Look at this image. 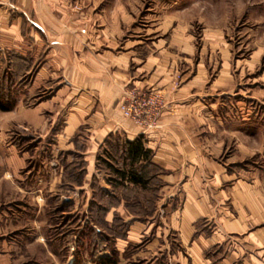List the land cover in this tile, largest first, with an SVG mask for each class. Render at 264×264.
Masks as SVG:
<instances>
[{"label":"crops","instance_id":"obj_1","mask_svg":"<svg viewBox=\"0 0 264 264\" xmlns=\"http://www.w3.org/2000/svg\"><path fill=\"white\" fill-rule=\"evenodd\" d=\"M101 4L0 0V93L13 100L11 110L0 111L2 130L18 118L56 138L51 153L82 161L80 182L66 172L68 159L54 164L57 188L50 190L56 189L57 196L76 190L85 196H120L100 217L104 223L114 215L122 220L124 231L114 239L117 251L152 233L170 263L264 264V161L251 165L253 155L264 158L263 130H251L254 118L244 106L240 114L230 107L218 112L217 103L203 101L205 74L199 65L181 67L191 51L185 49L188 43H179L178 34L166 32L170 23L135 30L136 35L129 30L133 17L124 2L114 1L109 15L97 11ZM177 73L182 80L171 89ZM26 77L23 86L11 85ZM217 83L210 91L218 89ZM133 86L166 94L159 127L145 134L119 110L124 90ZM13 109L15 116L7 114ZM56 119L63 121L60 133L52 131ZM114 135L120 143L112 159L106 144ZM137 136L146 156L131 162L123 143ZM1 147L2 175L11 179L29 156L13 144ZM108 164L135 170L146 184L120 177ZM18 190L29 192L26 185ZM123 196H129L128 203ZM130 196L158 197L154 207L141 211L142 202ZM90 211L88 206L86 217L97 224Z\"/></svg>","mask_w":264,"mask_h":264},{"label":"rangeland","instance_id":"obj_2","mask_svg":"<svg viewBox=\"0 0 264 264\" xmlns=\"http://www.w3.org/2000/svg\"><path fill=\"white\" fill-rule=\"evenodd\" d=\"M100 1L101 8L97 11L109 15L116 0ZM120 1L133 17L129 25L133 34L137 35L135 30L144 32L147 27L158 28L166 20L170 23L166 32L178 34L181 45L188 43L185 49L191 51L190 60L180 65L183 69L197 65L202 68L205 103H217L218 112L228 111L230 107L238 114L244 106L254 118L251 130L264 132V0ZM24 80L29 78H22L20 82L11 80V85L16 82L15 87L23 86ZM181 80L182 74L177 73L171 89L179 86ZM215 82H218L215 84L218 89L210 91ZM134 88L140 89L126 88L122 100ZM157 90L163 96L165 108L168 105L166 94ZM209 92L210 97L206 96ZM7 114L15 116L14 109ZM46 123L47 128L49 122ZM62 125L63 121L56 119L52 131L55 129L60 133ZM110 137L106 146L114 159L120 138ZM55 139L50 132L43 136L18 118L9 130H2L0 125V149L1 145L13 144L29 156L24 167L15 169L11 179H5L2 175L4 152H0V264H175L169 262L162 241L152 240V233L125 247L122 252L116 250L115 235L125 228L122 220L114 215L111 221L104 223L100 217L105 206L118 204L117 197L120 196H85L77 190L57 196L56 189L50 190L56 186L53 179L57 173L53 166L58 159H68L71 165L66 172L74 173L77 182H80L83 170L82 161L74 155L51 153L49 146L56 143ZM263 161V157L253 155L251 165H263ZM152 169L158 172V168ZM22 185H26L27 194L19 193L18 186ZM93 187L98 194V185L93 184ZM67 190L71 191L70 188ZM40 193L43 196H36ZM130 197L142 202L138 210L145 211V208L154 207L158 196ZM125 198L126 202L130 200L129 196H123V200ZM148 199L151 207L146 203ZM88 206L91 208L90 217L97 224L90 223L86 217ZM91 232L94 233L92 237ZM104 257L114 262H102Z\"/></svg>","mask_w":264,"mask_h":264},{"label":"built area","instance_id":"obj_3","mask_svg":"<svg viewBox=\"0 0 264 264\" xmlns=\"http://www.w3.org/2000/svg\"><path fill=\"white\" fill-rule=\"evenodd\" d=\"M164 106L161 92L154 88H134L119 103L122 116L128 118L141 134L159 127L158 119Z\"/></svg>","mask_w":264,"mask_h":264},{"label":"trees","instance_id":"obj_4","mask_svg":"<svg viewBox=\"0 0 264 264\" xmlns=\"http://www.w3.org/2000/svg\"><path fill=\"white\" fill-rule=\"evenodd\" d=\"M13 106V103L9 99H4V96L0 93V109L1 110H9ZM119 145V144H118ZM125 146V152L127 157L130 158V161L133 162L139 159L142 156H146V150H144L141 136H137L133 140H125L123 143ZM107 153V152H106ZM109 154V153H107ZM110 169L115 173H118L120 177H127V179L133 183H139L140 185H145L146 180L142 178L140 174H138L135 170L130 169L125 171L115 168L112 164H108ZM102 262H110L113 263L114 261L110 260L109 258H102ZM108 264V263H106Z\"/></svg>","mask_w":264,"mask_h":264}]
</instances>
